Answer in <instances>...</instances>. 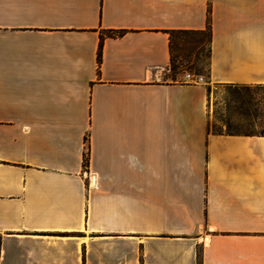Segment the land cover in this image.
Returning <instances> with one entry per match:
<instances>
[{"label":"crops","instance_id":"0c3cea01","mask_svg":"<svg viewBox=\"0 0 264 264\" xmlns=\"http://www.w3.org/2000/svg\"><path fill=\"white\" fill-rule=\"evenodd\" d=\"M208 7L206 81L264 84V0H0V264H264V135L168 77Z\"/></svg>","mask_w":264,"mask_h":264},{"label":"rangeland","instance_id":"374dc122","mask_svg":"<svg viewBox=\"0 0 264 264\" xmlns=\"http://www.w3.org/2000/svg\"><path fill=\"white\" fill-rule=\"evenodd\" d=\"M207 68V58L202 54L193 64L179 65L175 73L169 70L168 77L182 80L185 73L203 77V82L200 84L207 87V123L210 131L263 134L264 126L255 114L258 110L257 98L264 89L256 85L233 86L209 83L206 81Z\"/></svg>","mask_w":264,"mask_h":264},{"label":"trees","instance_id":"16d2710c","mask_svg":"<svg viewBox=\"0 0 264 264\" xmlns=\"http://www.w3.org/2000/svg\"><path fill=\"white\" fill-rule=\"evenodd\" d=\"M210 8H207L206 23L203 29H172L168 30L169 35V70L173 73L177 72L179 65L183 66L184 64H193L200 59V56L203 54L207 58V62L210 57V41H211V20H210ZM119 34L122 31L118 32ZM102 38L98 43L96 59L97 63H100L101 60V48H102ZM203 51H205L203 53ZM184 70L185 68H181ZM175 80V78H172ZM237 84H233L236 86ZM257 87L264 89V84H258ZM257 107L256 118L264 126V92L257 98ZM207 130H209L207 123ZM210 131V130H209ZM213 133H222L221 130H214ZM228 133V132H226ZM261 135H264L261 134ZM88 162V148L86 147L85 152L83 153V165L86 167ZM1 239V238H0Z\"/></svg>","mask_w":264,"mask_h":264},{"label":"built area","instance_id":"2783aa9c","mask_svg":"<svg viewBox=\"0 0 264 264\" xmlns=\"http://www.w3.org/2000/svg\"><path fill=\"white\" fill-rule=\"evenodd\" d=\"M181 81L193 83V84H199L200 82H203V77L199 75H194L191 73H185Z\"/></svg>","mask_w":264,"mask_h":264}]
</instances>
